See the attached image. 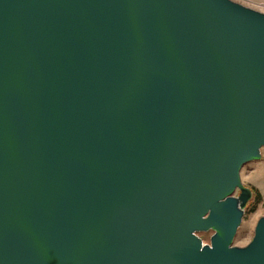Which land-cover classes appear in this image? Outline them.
<instances>
[{
    "label": "water",
    "instance_id": "1",
    "mask_svg": "<svg viewBox=\"0 0 264 264\" xmlns=\"http://www.w3.org/2000/svg\"><path fill=\"white\" fill-rule=\"evenodd\" d=\"M263 147L264 12L0 0V264H264Z\"/></svg>",
    "mask_w": 264,
    "mask_h": 264
},
{
    "label": "rangeland",
    "instance_id": "2",
    "mask_svg": "<svg viewBox=\"0 0 264 264\" xmlns=\"http://www.w3.org/2000/svg\"><path fill=\"white\" fill-rule=\"evenodd\" d=\"M249 7L264 12V0H235ZM242 182L253 187L256 191L255 196L250 200L245 209L242 222L237 230L233 244L244 246L250 242L254 236L255 226L258 219L264 215V147L260 159L246 162L241 168ZM239 190L234 194H238ZM213 229L208 231H198L204 242H210Z\"/></svg>",
    "mask_w": 264,
    "mask_h": 264
},
{
    "label": "flooded vegetation",
    "instance_id": "3",
    "mask_svg": "<svg viewBox=\"0 0 264 264\" xmlns=\"http://www.w3.org/2000/svg\"><path fill=\"white\" fill-rule=\"evenodd\" d=\"M252 190H253V195H252V197L250 198V200H251V199L255 196V194H256V192H255L256 190H255L253 187H252ZM250 200L248 201V204H249ZM248 204H247V205H248Z\"/></svg>",
    "mask_w": 264,
    "mask_h": 264
}]
</instances>
